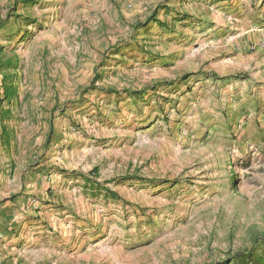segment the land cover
I'll return each instance as SVG.
<instances>
[{
  "label": "rangeland",
  "instance_id": "1",
  "mask_svg": "<svg viewBox=\"0 0 264 264\" xmlns=\"http://www.w3.org/2000/svg\"><path fill=\"white\" fill-rule=\"evenodd\" d=\"M259 48L264 0H0V264L263 256Z\"/></svg>",
  "mask_w": 264,
  "mask_h": 264
},
{
  "label": "trees",
  "instance_id": "2",
  "mask_svg": "<svg viewBox=\"0 0 264 264\" xmlns=\"http://www.w3.org/2000/svg\"><path fill=\"white\" fill-rule=\"evenodd\" d=\"M159 25L160 22H157ZM5 77L3 78L2 84V94L0 98V124L2 132L0 134L2 142L6 139V144H8L9 140L7 137L6 126L3 123L5 119L9 117L10 110L4 109L3 104H9L14 100L17 96V87L12 81H7ZM84 178V176H82ZM90 182V181H89ZM105 194L111 198H116L117 194L109 189H105ZM253 257V255H252ZM236 264H264V255L258 258L253 257V260H249L248 257H245L241 252L236 254L235 256Z\"/></svg>",
  "mask_w": 264,
  "mask_h": 264
},
{
  "label": "crops",
  "instance_id": "3",
  "mask_svg": "<svg viewBox=\"0 0 264 264\" xmlns=\"http://www.w3.org/2000/svg\"><path fill=\"white\" fill-rule=\"evenodd\" d=\"M251 74H253L256 84L261 87L264 85V52L261 49H257L249 56L245 55V62Z\"/></svg>",
  "mask_w": 264,
  "mask_h": 264
}]
</instances>
